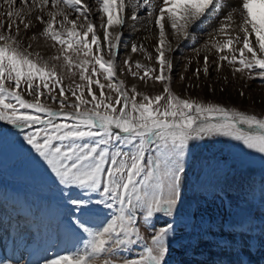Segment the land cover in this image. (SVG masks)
Segmentation results:
<instances>
[{"label":"snow or ice","instance_id":"1","mask_svg":"<svg viewBox=\"0 0 264 264\" xmlns=\"http://www.w3.org/2000/svg\"><path fill=\"white\" fill-rule=\"evenodd\" d=\"M206 27V42L193 49L204 53L202 65L186 77L191 60L175 54ZM142 32L156 34L151 51L123 40ZM174 73L205 97L179 94ZM256 78L264 81V0H0V123L18 130L59 192L73 238L38 264H186L175 254H190L181 218L193 142L264 160V117L208 94Z\"/></svg>","mask_w":264,"mask_h":264},{"label":"rangeland","instance_id":"2","mask_svg":"<svg viewBox=\"0 0 264 264\" xmlns=\"http://www.w3.org/2000/svg\"><path fill=\"white\" fill-rule=\"evenodd\" d=\"M144 35L141 33L133 41L144 43L145 39H142ZM144 44L147 46L146 42ZM187 50H189L188 47L185 51ZM140 58V56L134 57V59ZM188 60L184 61L185 64ZM192 63L191 60L189 71L185 74L189 78L192 76ZM225 65L228 67L226 63ZM222 75H229L231 79L230 70H224ZM67 83L66 80L65 84ZM182 87L174 73V89L179 94L193 97L198 95L199 98H204L207 94L206 91H190ZM229 87L232 89L229 95L221 94L217 89L215 95L208 94V98L238 106L249 114L264 117V102L246 101L249 96L256 97L260 93L264 94V81L260 78L236 80ZM236 89H241L245 95L236 99L235 96L239 95ZM17 131L0 126V187L29 198L42 200L50 197L60 212L57 218H50L47 222L56 223L58 221L56 225L59 227L51 228L49 224H40L41 215L36 216L40 223L30 218L26 224L20 218L22 221L19 220V222L22 223L19 226L15 220L6 227H10L9 232L11 233H13L12 229L21 228L22 230L17 229L16 231L29 236L27 242L35 247H39L41 243V247L43 242L37 238L38 235L43 237L49 234L57 239L62 236L63 227L60 222L67 210L55 186L19 144L18 137L15 135ZM215 139L227 138L217 137ZM193 143L195 147L188 160L191 165L189 200L185 209L186 215L181 218L182 227L185 228V242L190 244V254H185L181 249L175 254V258L185 261L186 264H213V261L237 260H246L248 264H264V193H262L264 160H262V154L246 149V154L242 155L237 148L221 143L211 144L200 141ZM238 143L231 141L232 145ZM217 177H223L218 185ZM194 184L197 185L195 191L192 189ZM0 205H3L1 197ZM12 207L10 205L8 209ZM57 231L60 233L59 236ZM141 231L146 238H149V229L143 224ZM15 235L13 234L12 237ZM64 237L69 239L62 243L59 250L72 247L70 244L73 238L70 232L67 231ZM57 239L49 245L47 251L54 253L58 250L60 239ZM225 241L229 242L228 247L222 246ZM236 249L240 250L239 255Z\"/></svg>","mask_w":264,"mask_h":264},{"label":"bare ground","instance_id":"3","mask_svg":"<svg viewBox=\"0 0 264 264\" xmlns=\"http://www.w3.org/2000/svg\"><path fill=\"white\" fill-rule=\"evenodd\" d=\"M85 2H88V0H85ZM93 4L95 2H92ZM215 22H213V26L215 27ZM212 27H206L199 31V39L196 40L195 44H189L188 46H181V50L175 54L176 60H192V70L195 69L197 66V61L199 60L202 65V57L204 55L203 52H200L199 56H197L196 52L193 51L194 48H201V46L206 42L208 38V33L212 31ZM144 33V37H148V39H145L146 47L149 48V51L152 50V46L155 43L156 40V34L153 32L151 36L146 33ZM141 34V33H140ZM139 34V35H140ZM136 39V37H130L127 34L123 38L124 42H127L129 40ZM221 39H223L221 37ZM144 42V43H145ZM126 46L125 44H122V47ZM189 48V50L185 51L186 48ZM45 54H48V50L44 47H41L40 49ZM123 54V52H122ZM178 54H183L182 56H177ZM224 70H230L226 65ZM183 89V87H182ZM236 99L241 98V96L238 95V97L235 96ZM258 101V102H264V94H258L256 97H248L246 98V101ZM0 197L3 205H0V257L6 258L11 261V264H17L18 258L19 264H27L29 261L30 264H38L41 257L44 256V253L47 252V249L51 243L54 242L55 237L49 236V234H46L45 236L41 237L38 235L37 238L39 240H42L43 245L40 247L41 243H39V247L32 246L30 242H27V239H29V236L26 234H21L19 231L13 230L14 235L16 232L15 237H12L13 233H9L8 230L5 231L6 225L9 224L11 221L17 222V225L21 224L19 220L23 219L25 222L28 220L34 219L35 216L41 215L40 222L41 224H49L48 226L52 227H59L56 225V223L47 222L50 218H57L59 215V210L57 209L55 203L50 197H45L42 200H39L37 198H29L22 194H14L9 189H6L4 187H0ZM9 204V205H8ZM12 205L13 207L8 209L9 206ZM63 214V213H62ZM63 219L60 223L65 222L66 212L63 214ZM21 218V219H20ZM22 221V220H21ZM25 228V227H24ZM47 229V228H46ZM21 230V229H20ZM61 230V229H59ZM48 231V230H46ZM62 236L58 239H60V245L58 246V250L60 249L62 243H65V240H68L69 238L64 237L66 235L67 230L63 227L62 230ZM6 233V234H5ZM9 233V234H8ZM25 233V232H24ZM58 236L60 235L59 231H57ZM34 237V236H33ZM32 238V237H31ZM57 239V240H58ZM72 241V240H71ZM72 243L70 244L72 246ZM262 263V262H260Z\"/></svg>","mask_w":264,"mask_h":264},{"label":"water","instance_id":"4","mask_svg":"<svg viewBox=\"0 0 264 264\" xmlns=\"http://www.w3.org/2000/svg\"><path fill=\"white\" fill-rule=\"evenodd\" d=\"M2 126H5V127H8V128H11L10 125H6V124H1Z\"/></svg>","mask_w":264,"mask_h":264}]
</instances>
